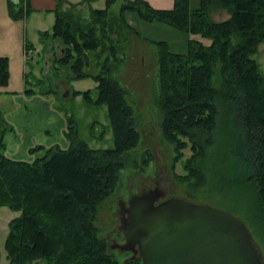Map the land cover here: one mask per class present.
I'll return each instance as SVG.
<instances>
[{"label": "trees", "instance_id": "1", "mask_svg": "<svg viewBox=\"0 0 264 264\" xmlns=\"http://www.w3.org/2000/svg\"><path fill=\"white\" fill-rule=\"evenodd\" d=\"M93 1L54 0L55 21L40 36L61 43L62 53L53 62L68 70L67 81L96 82L93 90H72L71 97L80 94L90 104L106 106L112 146L92 148L70 131L69 148L36 145L29 151L44 153L27 161L5 154L1 129L0 206L19 212L8 222L7 264H141L139 255L116 258L95 225L100 205L116 189L128 152L139 141L126 89L112 76L123 61L128 33L139 37L127 12L209 39L204 44L188 37L182 51L170 50L165 40L151 41L161 134L177 157L183 149L192 151L183 162L187 174L181 176L189 185L202 183L207 172L232 173L228 185L252 192L255 220L263 229L264 73L253 55L264 41V0H199L196 7L190 0H173L170 8L153 7L147 0H104L103 8H93ZM115 3L117 12L112 11ZM31 9L30 0L7 3L13 20ZM215 9L227 17L214 19ZM9 77V59L0 56V88ZM218 153L220 163L214 158Z\"/></svg>", "mask_w": 264, "mask_h": 264}, {"label": "rangeland", "instance_id": "2", "mask_svg": "<svg viewBox=\"0 0 264 264\" xmlns=\"http://www.w3.org/2000/svg\"><path fill=\"white\" fill-rule=\"evenodd\" d=\"M30 1L32 9L29 14L13 20L8 15V0H0V56L8 57L10 73L8 85L0 88V131L5 130V154L11 158L32 161L41 156L44 150L32 153L30 147L43 145L44 149L51 146L67 149L70 146L67 136L70 131L92 148L111 147L112 130L106 106L90 104L80 94L71 97L72 90H93L96 82L91 78L67 81L68 70L53 62L54 56L62 53L61 43L58 39H43L40 36L41 32L50 31L55 21L52 10L55 2ZM172 1L158 0L152 6L170 8ZM165 2H168L167 6ZM118 3L113 5V12H117ZM49 6L53 8L49 9ZM94 7L103 8L104 0H97ZM81 12L87 15L88 9L82 6ZM213 17L221 20L227 17V13L215 9ZM142 22L137 20L133 23L139 37L128 33L123 61L117 64L112 74L126 89V100L134 112L139 141L128 152L130 160L119 172L116 189L98 209L95 225L99 235L107 241L116 258H129L131 252L111 248V244L124 241L122 232L118 230L119 201L127 203L132 195L158 187L165 192L164 198L178 196L235 214L246 224L264 264V228L255 220L252 192L237 185L230 187L227 179L232 177V173L222 177L221 174L213 176L207 172L200 184L189 185L187 180L181 179L187 174L183 162L192 155V151L183 149L182 155L177 157L173 145L162 137L157 103L155 46L151 41L165 40L172 51H182L185 43L176 39V35L181 33L171 26L163 28L159 24ZM188 37L199 39L204 44L210 42L199 35ZM26 43L30 45L25 52ZM253 57L264 73V41L259 44ZM91 71L97 73L99 67H92ZM30 88L33 92H25ZM215 156L220 158L222 153ZM218 158L215 161L220 163ZM18 214L6 206H0V264L8 263L4 241L9 220Z\"/></svg>", "mask_w": 264, "mask_h": 264}, {"label": "water", "instance_id": "3", "mask_svg": "<svg viewBox=\"0 0 264 264\" xmlns=\"http://www.w3.org/2000/svg\"><path fill=\"white\" fill-rule=\"evenodd\" d=\"M158 188L119 201L124 241L111 248L141 264H263L246 224L214 206L170 196Z\"/></svg>", "mask_w": 264, "mask_h": 264}, {"label": "crops", "instance_id": "4", "mask_svg": "<svg viewBox=\"0 0 264 264\" xmlns=\"http://www.w3.org/2000/svg\"><path fill=\"white\" fill-rule=\"evenodd\" d=\"M67 2H72V3H75V2H79L80 0H66ZM96 1L97 0H95V1H93V2H91V6L93 7V8H97V7H94V5H95V3H96ZM151 5H154V2H157L158 0H147ZM53 2H54V0H53ZM30 3H31V1H30ZM163 3V2H162ZM166 3V6L168 5V2H165ZM198 3H199V0H190V5H191V7H196L197 5H198ZM65 4H67V3H65ZM172 4H173V1H172ZM83 7H84V5H82ZM82 6H79V8L80 9H82ZM154 7V6H153ZM51 8H53V6H49V9H51ZM126 17H127V21H128V23L129 24H131V26L132 25H134L133 23L134 22H136L137 20L140 22V23H143L142 21H144V20H141L135 13H132V12H127L126 13ZM145 22V21H144ZM147 23H149V24H152V25H161V26H163V28H170L168 25H165L164 23H161V22H156V23H154V21H152V22H147ZM133 27V26H132ZM175 29V28H174ZM175 30H177V29H175ZM178 32H180L179 30H177ZM181 33V35H176V39L179 41V42H182V44L183 43H185L186 42V39L188 38V36L189 35H187V34H184V33H182V32H180ZM182 40V41H181Z\"/></svg>", "mask_w": 264, "mask_h": 264}]
</instances>
